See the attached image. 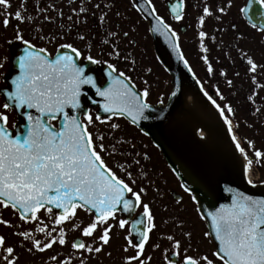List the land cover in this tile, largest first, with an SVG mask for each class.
<instances>
[{
    "label": "snow or ice",
    "instance_id": "6c2138e0",
    "mask_svg": "<svg viewBox=\"0 0 264 264\" xmlns=\"http://www.w3.org/2000/svg\"><path fill=\"white\" fill-rule=\"evenodd\" d=\"M231 5L232 0L215 7L209 0H202L196 39L208 78L217 75L207 43L215 42L216 37L205 31V25L208 19L221 21ZM133 7L151 18L149 30L165 37L203 97L219 113L239 154L243 182L252 189L264 187V179H253L254 171L264 168V146L257 147L254 140L239 134L235 108L224 102L226 97L218 84H209L196 75L182 51L178 32L158 14L153 0H133ZM11 8V0H0V27L6 31L11 21L16 22L12 37L0 44V48L16 46L11 56L0 54V81L5 82L0 86V209H10L15 217L14 222L0 213V225L11 230L7 235L0 234V264H19L18 249L30 255L49 252L42 264H89L102 252L111 257L112 242L120 233H124L121 250L125 253L121 264H152L153 256L146 248L161 249L159 242L150 243L153 233H157V241L168 242L161 251L163 264H264V195L232 187L231 182L222 190L229 194L230 202L213 211L202 208L193 189L180 184L196 204L199 219L207 225L203 239H194L193 228L186 226L178 214L162 220L164 226L171 223L172 230L157 232L156 197L165 194L146 166L151 157L135 151V140L123 135L119 121L149 136L142 122L164 118L167 106L157 112L150 102L153 89L146 78L152 69L137 72L133 53L122 49L121 37L127 39L129 33L107 27L110 4L68 0L71 14L66 18L62 6L44 0H36L32 9L35 15L28 11L27 0H22L14 12ZM185 8L186 0H171L169 13L179 23L185 18ZM240 12L254 29L264 32V0H247ZM113 14L120 16L118 11ZM89 15L98 21L95 32L89 27ZM254 18L262 23H252ZM57 19L60 25H56ZM22 24L28 26V36ZM46 24L56 26V31L45 33ZM232 28L235 30L236 25ZM243 38V34L234 37L236 41ZM133 43L128 40L129 45ZM48 45L53 46L51 50ZM235 47L251 83L264 87L257 80L264 64L238 44ZM8 64L11 70L3 71ZM218 72L221 77L227 76L224 68ZM225 83L234 86L232 79ZM180 91L177 82L169 100ZM255 95L253 92L246 99L252 102ZM158 96L157 103L164 105L163 96ZM10 112L27 122L26 131H10ZM195 134L206 139L201 128ZM149 188L155 193L152 200H146ZM182 200L177 197L175 203L180 205ZM161 207L170 211L167 204ZM71 233L77 235L69 240ZM10 237L16 240L10 243ZM205 241L213 243L214 250H201ZM66 247L64 255L56 250Z\"/></svg>",
    "mask_w": 264,
    "mask_h": 264
},
{
    "label": "flooded vegetation",
    "instance_id": "af4514ba",
    "mask_svg": "<svg viewBox=\"0 0 264 264\" xmlns=\"http://www.w3.org/2000/svg\"><path fill=\"white\" fill-rule=\"evenodd\" d=\"M12 8L10 11H15L22 0H11ZM92 4H95L97 0H91ZM102 4L108 3L111 6V11L108 12V24L107 27L116 31H127L129 36L127 39L121 37L120 43L124 51H131L133 57L137 60V72H141L143 69L151 68L152 73L147 75L146 78L149 80V83L152 85V95L150 97V102L154 105L157 103L159 96H163L164 104L169 101L170 92L173 89V76L168 71V69L163 65L160 57L158 55L159 44L163 42L164 45L168 44L165 40V37L154 33L149 30L150 22L143 15V13L137 12L133 7V0H100ZM210 3L215 7L217 4H223L226 0H209ZM36 3V0H27V8L30 13L35 15L32 12L33 5ZM44 3H55L63 7L65 12V18L67 15L71 14L68 11V0H44ZM76 3H79V0H76ZM155 7L158 10V14L162 16L167 23H169L179 34L181 40V48L185 57L189 60L194 72L201 80H206L209 84H218L220 90L226 97L227 103H231L236 110V116L240 119H235V122L239 123L240 131L239 134L247 136L249 139H252L256 142L257 147L264 146V87H255L251 83L250 75L246 74L247 69L244 63L241 62L238 49L235 45H239V48L247 51L252 55L255 60L264 64V32L254 29L249 23L246 16H244L240 9L247 4V0H232V5L228 9L227 14L222 18L221 21H216L214 19H208L205 25V31H208L210 35L216 37V41L213 42L209 40L208 47L211 49L209 56L212 61L214 68L217 69V75L214 78H208L206 67L204 66L202 60L200 59V52L198 49V40L196 39V29H197V18L200 15V7L202 0H186L185 8V18L179 23L176 22L169 13V5L171 0H153ZM43 7V4H41ZM91 7V5H89ZM119 12L120 16H115L113 13ZM55 15V13H50ZM96 15H99V11L96 12ZM16 22L11 21L9 28L5 31L0 27V44H3L5 39L11 38L13 35L12 25ZM252 23H256L258 26L262 23L258 19H253ZM61 20L57 19L56 25H60ZM236 25V29L233 30L232 25ZM98 21L92 15H89V27L93 32L96 31ZM119 25V28L115 26ZM223 27L224 32L215 31ZM21 28L25 31L26 36H28V26L22 24ZM49 30L52 32L56 31V26L51 24H46L44 27L45 33H48ZM238 34H243V39L236 41L234 37ZM97 39H100L98 36ZM128 40H133L132 45L128 44ZM222 42V44H221ZM52 45H48V48L51 50ZM16 51V46H12L11 49L5 45L4 48H0V54H8L11 56ZM217 58H219V63H217ZM121 68H124L125 65L121 62ZM95 68L96 66H90ZM12 68L11 64L5 66L3 71H10ZM224 68L227 72L226 77H221L218 70ZM239 72V77L235 76V73ZM16 73L13 71L12 75ZM94 75H99L98 72H94ZM226 79H232L234 82L233 87H229L226 83ZM257 80L261 85H264V69L258 70ZM103 82V81H101ZM5 82L0 81V86H4ZM140 85L138 84V87ZM207 87V85H206ZM210 93L212 92L211 88L207 89ZM253 92L256 95L253 97V101L250 102L246 99L248 95H251ZM3 100V97H0V101ZM219 102V101H218ZM255 109H260V112H255ZM123 129V135L129 138H133L136 143L135 151L141 153L147 152L151 157L150 164L146 165L150 169V176L155 179L156 184L164 192L163 197H156L158 203L154 208L156 212V223L158 225L157 232H166L172 230V224L169 223L167 226L162 224L163 219H167L171 214H178L182 219L186 221V226L193 228L194 239H203L204 228L206 224L199 219V216L195 212L196 204H194L188 193H185L181 189L180 184L182 183L176 173L173 172V169L168 164L164 158L160 149L148 136H143L140 134L135 127L128 124L124 120L119 121ZM23 121L21 116L15 112L9 113V129L15 130ZM55 123V122H53ZM15 124V128L12 125ZM250 125V127H249ZM102 131L106 129L101 126ZM121 135V133H117ZM259 173V180L264 179V168L256 169ZM155 196V193L149 188L148 196L146 200H152ZM177 197H182V204L177 205L175 203ZM167 204L170 211H164L161 207L162 205ZM184 210H181V209ZM120 214H118L119 216ZM80 216L83 218L85 214L80 213ZM135 218V217H134ZM3 227L2 233L7 235L11 230ZM6 229V230H5ZM77 235L76 233H71L69 235V240L73 236ZM123 235L120 233L119 239H115L111 245L112 256H107L104 252L100 253L98 257L92 258L89 260V264H121V257L125 253L121 250V245L123 244ZM16 240V237H10L9 242ZM159 242L161 244V249L151 251L150 248H146V251L151 252L153 259L152 264H163L161 260V251L164 247L168 246L167 241H157V233L152 234V239L150 243ZM207 244L208 242H204ZM204 243L200 245L201 249H205ZM213 246V243H209ZM60 251L61 255L67 253L68 248ZM21 253L19 264H42V261H47L49 252L44 254L30 255L24 252L22 249H18ZM132 253H128L131 255Z\"/></svg>",
    "mask_w": 264,
    "mask_h": 264
},
{
    "label": "water",
    "instance_id": "95a60500",
    "mask_svg": "<svg viewBox=\"0 0 264 264\" xmlns=\"http://www.w3.org/2000/svg\"><path fill=\"white\" fill-rule=\"evenodd\" d=\"M146 18L150 22L151 18ZM159 45L157 52L173 76V89L179 82L181 91L166 104L155 105L157 112L167 106L164 118L142 122V126L150 131L148 137L160 149L171 168L176 170L180 181L193 189L204 209L213 211L220 204L230 202L229 194L222 191L229 186V182L230 186L250 194L264 195V187L252 189L241 179L239 154L219 113L203 97L191 74L177 60L169 45L163 42ZM21 120L23 123L10 131H26L27 122L22 117ZM197 128L205 131V140L195 134Z\"/></svg>",
    "mask_w": 264,
    "mask_h": 264
},
{
    "label": "rangeland",
    "instance_id": "374dc122",
    "mask_svg": "<svg viewBox=\"0 0 264 264\" xmlns=\"http://www.w3.org/2000/svg\"><path fill=\"white\" fill-rule=\"evenodd\" d=\"M223 103V102H222ZM237 117V116H236ZM238 118V117H237ZM236 118V119H237ZM238 120H240L239 118H238ZM235 122V121H234ZM235 123H237V122H235ZM0 213H2V215H3V217L4 218H6V219H12L14 222H15V217H13V215H12V212H11V210L10 209H0ZM3 225H0V234H4V233H2V231H3V227H2ZM8 229V228H7ZM6 230V229H5ZM206 230V228H204V231ZM204 246H205V248H206V244L204 243ZM207 249H209V250H214V248H213V246H211L210 244H209V242H208V244H207ZM201 250H203V249H201Z\"/></svg>",
    "mask_w": 264,
    "mask_h": 264
}]
</instances>
